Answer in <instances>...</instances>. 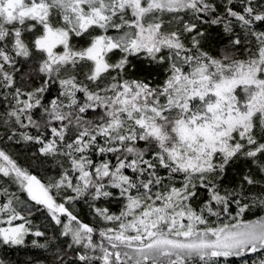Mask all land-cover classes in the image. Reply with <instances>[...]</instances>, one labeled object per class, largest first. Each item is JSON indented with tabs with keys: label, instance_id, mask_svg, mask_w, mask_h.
Here are the masks:
<instances>
[{
	"label": "snow or ice",
	"instance_id": "obj_1",
	"mask_svg": "<svg viewBox=\"0 0 264 264\" xmlns=\"http://www.w3.org/2000/svg\"><path fill=\"white\" fill-rule=\"evenodd\" d=\"M0 141V248L264 264V0H0Z\"/></svg>",
	"mask_w": 264,
	"mask_h": 264
},
{
	"label": "trees",
	"instance_id": "obj_2",
	"mask_svg": "<svg viewBox=\"0 0 264 264\" xmlns=\"http://www.w3.org/2000/svg\"><path fill=\"white\" fill-rule=\"evenodd\" d=\"M223 35L222 33L220 34ZM214 43L211 45V51L215 54L224 42H226V37L224 40L217 38L216 32L212 34ZM136 63H139L138 61ZM33 149L26 148L25 146L14 144L12 142L0 141V148H3L10 155H12L22 166L30 168L35 174L43 175L41 169L37 168L31 163L30 153ZM47 169L48 173L51 174L52 170L48 169L47 165L44 166ZM251 170L257 179L264 177V174H261L255 165L250 161H238L234 166L233 170L229 173V177L232 179H239L240 176ZM229 182H232L230 179ZM255 191L259 192V186L256 187ZM113 211L118 210V205H110ZM259 215H264V211H259L254 209L252 213H247L245 219H256ZM34 223L39 226L41 230H44L48 234V238L52 237L55 232V226L46 227L48 225V220L43 214H36L32 217ZM31 239L29 238L28 245L26 247H16V248H0V259H3L7 264H56L55 256L58 251V247H64L63 240L55 241L54 243L49 244L48 249L36 248L31 245ZM45 240L41 239L40 243H44Z\"/></svg>",
	"mask_w": 264,
	"mask_h": 264
}]
</instances>
